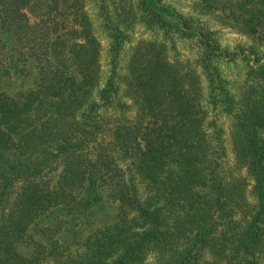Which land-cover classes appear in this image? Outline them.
<instances>
[{
  "label": "trees",
  "instance_id": "1",
  "mask_svg": "<svg viewBox=\"0 0 264 264\" xmlns=\"http://www.w3.org/2000/svg\"><path fill=\"white\" fill-rule=\"evenodd\" d=\"M249 2L251 32L264 36V0ZM28 3L0 0V21L7 22L0 30H23L19 38L40 71L38 89L25 99L0 98V264H145L149 256L155 264H206L208 253L219 264H264V55L252 52L257 66L248 65L238 95L221 97L235 162L252 179L249 205L200 105L201 76L218 77L209 59L181 75L144 40L125 60L113 58L103 78L84 28L63 48L69 66L61 68L51 58L50 16L31 23ZM157 23L165 34L172 26ZM202 35L203 51L217 56V42ZM114 42L117 50L118 36ZM99 188L117 203L112 222L61 250L64 242L46 231L64 238L76 232L79 216L102 205ZM43 222L52 225L35 242ZM22 244L33 246L29 257L18 250Z\"/></svg>",
  "mask_w": 264,
  "mask_h": 264
},
{
  "label": "rangeland",
  "instance_id": "2",
  "mask_svg": "<svg viewBox=\"0 0 264 264\" xmlns=\"http://www.w3.org/2000/svg\"><path fill=\"white\" fill-rule=\"evenodd\" d=\"M57 1V8L51 11L53 0H29L25 12L31 23L50 16L51 21L48 23L55 31L51 58L55 63L59 61L61 64L59 62L56 64L61 68L69 66L67 59L64 60L63 48L80 39V32L84 28L89 29L96 42L103 78L109 73L113 58L116 61L121 57L125 60L124 57L133 48L140 47V42L144 40H153L154 53L176 63L181 75L188 71L190 64L200 65L202 57L209 59L211 66L215 67L214 75L218 73V77L215 76L216 78L210 81L201 76L200 105L207 108L208 120L214 123V127L208 130L209 134L219 139L218 142L223 146L225 170L228 175L240 178L246 189V202L249 205L253 204L254 198L250 192L252 179L246 175L245 169L238 167L235 162L231 138L232 120L221 103V97L226 91L234 96L238 95L248 65L257 66L254 57L256 54L252 52L258 53L259 57L264 55V36L261 31L253 34L250 27L254 21H248L249 11L252 9L249 0ZM254 1L258 4L261 0ZM152 10L159 12L161 18H154ZM162 19L172 25L167 27L166 34L163 29L158 28L157 21ZM182 21H189V27H184ZM5 24L6 21H0V27H4ZM4 31L0 30V98L7 97L19 102L38 89L40 71L36 59L28 48L23 46L24 38H19L24 37L23 30L14 26V31ZM182 31L186 33L183 34ZM203 32L219 45L216 50L217 56L210 51L204 52L197 41L198 38L205 39ZM115 36L121 41L117 50L114 48ZM201 69L198 66L197 72L200 73ZM213 100L216 101V106H213ZM42 110L46 108L41 107L39 115ZM262 132L264 137V130ZM51 181H54V178ZM242 184L239 186L242 187ZM97 191L103 197L102 205L94 207L87 217L79 216L83 223L71 228L72 232H76L64 235V238L53 231H46V227L52 224L43 222L37 228L34 241L43 239L40 234L44 229L47 233H52V236L58 237L59 242H64L60 247L62 250L68 245L75 247V240L79 239L82 233H91L97 228L109 225L117 212V203L113 204L105 196L107 193L105 188H99ZM57 218L63 219L60 216ZM67 231H70V227ZM44 243L46 244L45 240ZM262 244L264 246V234ZM18 250L29 257L33 246L22 244L18 246ZM155 259L149 256L145 264H155ZM202 261L206 264H219L209 253L205 254Z\"/></svg>",
  "mask_w": 264,
  "mask_h": 264
}]
</instances>
